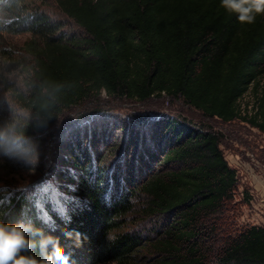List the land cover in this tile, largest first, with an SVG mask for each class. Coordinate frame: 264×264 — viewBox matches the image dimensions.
I'll list each match as a JSON object with an SVG mask.
<instances>
[{
    "label": "trees",
    "instance_id": "1",
    "mask_svg": "<svg viewBox=\"0 0 264 264\" xmlns=\"http://www.w3.org/2000/svg\"><path fill=\"white\" fill-rule=\"evenodd\" d=\"M0 13L1 32L27 35L22 48H0V130L33 137L105 92L181 98L264 132V15L241 23L221 0H0ZM260 89L255 111L243 114L242 98ZM89 119L61 140L51 183L0 189V217L25 213L74 264H264V225L238 220L239 175L222 134L154 115L120 136L125 125L111 133ZM14 151L0 150V163L28 166Z\"/></svg>",
    "mask_w": 264,
    "mask_h": 264
},
{
    "label": "rangeland",
    "instance_id": "2",
    "mask_svg": "<svg viewBox=\"0 0 264 264\" xmlns=\"http://www.w3.org/2000/svg\"><path fill=\"white\" fill-rule=\"evenodd\" d=\"M5 16L0 13V22ZM27 35H12L7 32L0 31V48L15 47L22 48ZM264 85V79L261 86ZM261 89L258 92L251 91L241 100V106L244 110L243 114H250L255 111V107L259 102ZM12 104V103H11ZM12 106L16 107V105ZM18 114H24V111H16ZM89 115V121L86 124L100 126L107 124L112 126L114 133L119 127L125 125L127 128L124 132L118 130L117 135H124L135 127H138L140 117H151L157 115H172L183 118L196 126H209L222 134V148L230 165L237 169L239 175V186L237 190L236 200L238 203V220L240 223L251 224L247 220V211L245 204L250 199L243 200L244 193L240 190V183L244 177L241 168L236 167L232 158L244 156L246 158H261L264 152V132L257 127L250 125L246 121L236 120L234 122L223 123L218 119L205 116L202 112L188 105L181 98H172L168 96L153 97L147 101H136L127 98H111L102 93L97 98L86 100L81 105L73 108L65 115L61 116L58 121L45 132L34 135L33 137H24L22 148L15 149L14 159L23 161L28 166L15 171L13 168H5L0 163V189L2 191L23 190L26 192H34L42 186L51 183L49 178L50 167L54 163L55 154L59 153L61 140L67 137L70 129L74 127L75 122ZM105 120V121H103ZM92 121V122H91ZM35 157L34 164L29 163L30 157ZM248 193V192H247ZM250 194V193H249ZM252 195H250V198ZM147 229L154 225L153 221L145 222Z\"/></svg>",
    "mask_w": 264,
    "mask_h": 264
},
{
    "label": "clouds",
    "instance_id": "3",
    "mask_svg": "<svg viewBox=\"0 0 264 264\" xmlns=\"http://www.w3.org/2000/svg\"><path fill=\"white\" fill-rule=\"evenodd\" d=\"M221 7L229 13H235L241 23L252 24L257 15H264V0H221ZM23 144L24 138L15 134L12 129L0 130V150H15L22 148ZM35 161L34 156L28 160L32 164ZM40 218L45 223L52 219L47 213ZM72 235V232H65L69 239ZM36 236L42 238L36 241L34 239ZM75 238L79 246L81 234L76 232ZM37 248L39 255L35 251ZM0 264H74V262L59 237L44 235L43 230L34 227L31 218L22 213L21 218L15 221L0 217Z\"/></svg>",
    "mask_w": 264,
    "mask_h": 264
},
{
    "label": "crops",
    "instance_id": "4",
    "mask_svg": "<svg viewBox=\"0 0 264 264\" xmlns=\"http://www.w3.org/2000/svg\"><path fill=\"white\" fill-rule=\"evenodd\" d=\"M232 162L244 175L240 190L246 189L248 195H252L245 204L247 220L254 225H264V152L260 159L237 156Z\"/></svg>",
    "mask_w": 264,
    "mask_h": 264
}]
</instances>
